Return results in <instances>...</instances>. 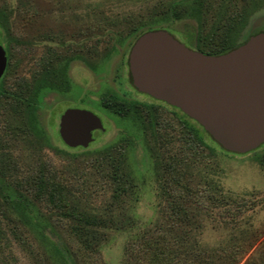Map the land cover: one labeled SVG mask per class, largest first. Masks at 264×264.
Here are the masks:
<instances>
[{"label": "rangeland", "instance_id": "1", "mask_svg": "<svg viewBox=\"0 0 264 264\" xmlns=\"http://www.w3.org/2000/svg\"><path fill=\"white\" fill-rule=\"evenodd\" d=\"M186 1L0 0V264H192L197 249L215 264H264L261 151H195L175 110L114 78L147 28L203 47L193 20L165 19ZM229 3L236 11L243 1ZM260 29L264 6L248 16L238 41ZM40 61H95L97 69L79 62L70 66L69 92L36 93ZM22 84L31 88L21 99L36 93L35 114L16 99ZM106 92L134 110L116 115L102 104ZM67 107L88 110L102 124L86 148H68L58 136ZM39 171L62 182L61 201L38 193L31 180ZM194 189L204 195L199 205ZM75 228L94 230L95 240Z\"/></svg>", "mask_w": 264, "mask_h": 264}, {"label": "water", "instance_id": "2", "mask_svg": "<svg viewBox=\"0 0 264 264\" xmlns=\"http://www.w3.org/2000/svg\"><path fill=\"white\" fill-rule=\"evenodd\" d=\"M129 82L142 94L177 108L197 122L223 150L244 154L264 144V31L219 55L186 47L168 31H145L127 56ZM5 57L0 53V75ZM99 118L66 109L58 136L68 148H86Z\"/></svg>", "mask_w": 264, "mask_h": 264}, {"label": "trees", "instance_id": "3", "mask_svg": "<svg viewBox=\"0 0 264 264\" xmlns=\"http://www.w3.org/2000/svg\"><path fill=\"white\" fill-rule=\"evenodd\" d=\"M241 1H243L242 6L238 10L235 11L233 10L234 5L231 6L229 3L230 0H225V1L224 0H221V1L187 0L183 4H178L177 6L172 7L170 11L167 13L165 19L171 18L173 20H179V19L193 20L196 23V31H195L194 36H196L197 38L199 37L202 40L203 47L202 48H192V49L202 54L219 55V54H223L231 50L232 48L236 47L239 43H241L238 41V36L243 26L245 25L248 19V16L251 13H253L255 10H257L258 8H260L261 6H264V0H241ZM210 3H215L216 5L214 8V11L211 13V16L213 19H212L211 25L208 27L209 31L205 33L204 31L207 27V23H206V19L208 16L207 14L211 10L209 7ZM154 29H162V28H159V27L147 28L144 31L138 33L136 37L145 31L154 30ZM260 31H264V29H260L256 32H260ZM42 82L43 80H41L38 87L41 86ZM26 89H27L26 84H22V86L18 88L19 93L16 99L19 100L20 102H23V107L25 108L26 111H31L32 113L35 114L36 107H35V100H34V96H35L34 92L32 90L28 91L27 99H21V96L24 94V91ZM2 94L3 93H1L0 91V95ZM7 95H9V93ZM155 101H158V100H155ZM158 102L165 104L166 106H169L168 104L162 101H158ZM102 104L103 106L113 111L116 115L121 116V117H124L130 114V112L134 110V106H135V103L133 102L130 103L124 100L116 99L115 95H111V98H109V100H106L105 102H102ZM169 107L175 110L176 117L178 118L180 123L185 127L186 132L191 137L193 141L192 143L194 144L195 151L200 149V147L202 146V148L207 150V153L210 156L214 155L215 149L224 155L233 154V153H229L223 150L216 143H214V141L206 134V132L202 129V127L197 122L190 119L188 116L183 114L177 108H174L172 106H169ZM30 121L31 120H29V124L32 125ZM205 138L215 147L207 144L205 142ZM257 151H261L262 158H264V144L260 145L257 149L250 151L249 153H255ZM114 177L116 178L117 176L114 175ZM31 181L37 187L38 193L40 195L45 196L49 201H53V200L61 201V196H63V193H62L63 184L61 181H55L50 176L46 177L40 171ZM207 184H209V182ZM196 190L197 189H194V191ZM189 194H191V191L187 190L186 195L189 196ZM194 197H195L194 203L199 205L201 203L197 199L203 198L204 195L202 194V192L196 191L194 192ZM178 198H181V197H178ZM181 201L182 199L179 200V204ZM174 206H175L176 211L182 210L180 206L176 205V202ZM82 218L86 219V217H82ZM86 225L95 226V222L86 223ZM73 232L76 236L81 237V238L87 237L90 235V237L93 239L94 234H95L94 230L85 229V228L83 229L75 228L73 229ZM2 236H3V233H2V230L0 229V238ZM192 255L194 259V263L192 264H200V261L204 263L206 260H208L206 264H215L211 256L206 257L207 253L200 249L193 250Z\"/></svg>", "mask_w": 264, "mask_h": 264}, {"label": "flooded vegetation", "instance_id": "4", "mask_svg": "<svg viewBox=\"0 0 264 264\" xmlns=\"http://www.w3.org/2000/svg\"><path fill=\"white\" fill-rule=\"evenodd\" d=\"M40 66H41V80H43L42 84L40 87L37 86V88H35L36 93L37 90H42V89H47L50 91H55L58 93H67L70 91L71 88V81L72 79H74V73L72 70H70V66L73 67L75 64H78L79 62H87L85 63L87 66V69L91 72H95V70L97 69L94 62L95 61H40ZM6 64V61H5ZM4 72V70H3ZM0 75V79L3 75ZM88 75V74H87ZM114 78L120 81H126L128 82V84L130 85V88H132V90L136 93L142 94L140 92H137L130 84L129 82V74H128V67H127V61L121 62L119 64V67L115 68L114 71ZM31 84V83H30ZM27 87L31 88L30 85H27ZM33 88V87H32ZM31 91V90H29ZM36 93L34 92V95L36 96ZM145 95V94H144ZM34 96V100L36 99V97ZM105 99L103 100V102H105L106 100H109V98H111V93L110 92H106L105 94ZM71 103L74 104V101H71ZM66 109H73L71 107H67ZM64 109L63 111H61V113L58 116L57 119V124L59 123V119L60 116L62 115V113L66 110ZM77 109V108H76ZM98 131V130H96ZM95 132V131H93ZM92 132V134H93Z\"/></svg>", "mask_w": 264, "mask_h": 264}]
</instances>
